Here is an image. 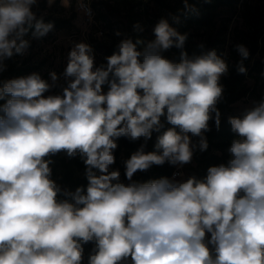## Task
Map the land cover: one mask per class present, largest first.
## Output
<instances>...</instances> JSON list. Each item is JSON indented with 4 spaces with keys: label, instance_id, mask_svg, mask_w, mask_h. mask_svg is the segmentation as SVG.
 Instances as JSON below:
<instances>
[{
    "label": "clouds",
    "instance_id": "clouds-1",
    "mask_svg": "<svg viewBox=\"0 0 264 264\" xmlns=\"http://www.w3.org/2000/svg\"><path fill=\"white\" fill-rule=\"evenodd\" d=\"M38 3L0 0V76L6 61L27 54L29 33L40 40L53 30L33 11ZM183 4L178 11H197ZM169 15L154 38L125 36L99 65L94 48L75 41L62 73L0 79V264H83L89 243L87 264H264V96L228 117V159L205 177L133 179L153 165L190 164L208 148L210 121L221 123L229 64L203 43L189 56L188 33ZM173 47L178 62L164 55ZM235 48L244 74L249 50ZM154 133L155 150L146 152ZM122 137L143 139L123 161L127 183L111 168ZM60 153L83 162L86 187L73 191L52 178L51 157Z\"/></svg>",
    "mask_w": 264,
    "mask_h": 264
},
{
    "label": "trees",
    "instance_id": "trees-1",
    "mask_svg": "<svg viewBox=\"0 0 264 264\" xmlns=\"http://www.w3.org/2000/svg\"><path fill=\"white\" fill-rule=\"evenodd\" d=\"M188 2L197 9L195 13L178 11L184 8L183 0H88L87 5L91 10L93 23L101 25L112 37L108 43L92 39L94 51L100 54L103 62H105L104 57L111 55L116 44L125 36L135 38L139 35L145 40L154 38L152 29L161 17H167L171 23L170 13L179 15L180 23L174 24L178 31L188 33L184 50L189 56L200 54L201 49L198 45L201 43L205 45V50L215 49L218 54L224 56L229 64V73L220 81L224 86L223 99L217 105L221 112L220 127L217 129L214 121H210V131L205 133L208 148L204 152L196 151L192 160L194 166L190 176L203 178L210 166L225 163L228 159L227 148L234 138L228 117L239 116L235 112L234 105L247 98L259 100L264 96V4L252 8L244 6V0H188ZM43 5L44 3L42 7H45ZM237 15L243 20L246 29L241 31L234 27L233 38L235 39V36L238 37L239 34L240 41H228L231 22ZM44 19L45 22L54 24L53 30L42 38L46 41H49L48 37H53V32L67 31L68 33L73 29L74 16L68 19L47 16ZM136 23L142 25L143 32H134L133 25ZM117 31L122 35H115ZM25 38L31 41L28 50L32 51L37 46L33 41L35 39L31 38V33ZM237 44H243L249 50V57L243 61L247 70L244 74L239 73L236 68L241 60L235 48ZM180 51L173 47L164 54L167 58L178 62ZM18 56L6 61L7 70L0 79L7 80L39 72L42 69V64L34 65L28 59L17 63L15 59ZM248 81L251 83L249 84ZM104 90L107 91V86H104ZM161 121L165 124V129L170 127L165 117H162ZM157 135L154 133L152 139L148 141L146 152L155 150ZM197 139L193 138V141ZM117 143L118 148L114 152L116 162L112 168L118 169L121 173V181L127 183L123 161L139 148L143 139L131 142L122 137ZM51 159L53 161L50 165L52 178L57 183L73 191L78 186L86 187L85 165L79 157L68 158L64 153H60L52 156ZM172 174L173 168L165 163L162 166L153 165L145 172L138 171L133 179L146 182L161 177L171 178ZM92 247L91 243L84 246L83 264H87V257Z\"/></svg>",
    "mask_w": 264,
    "mask_h": 264
},
{
    "label": "rangeland",
    "instance_id": "rangeland-1",
    "mask_svg": "<svg viewBox=\"0 0 264 264\" xmlns=\"http://www.w3.org/2000/svg\"><path fill=\"white\" fill-rule=\"evenodd\" d=\"M44 3L42 7V4ZM87 4L88 0H55V2L49 7L46 0H39L38 5L33 7V11L37 13V16H52L57 18L68 19L71 16H74V20L72 22L73 29L67 33V31L63 32H53L52 38L48 37L49 41L44 39L33 40L37 46L34 47L32 51L27 52V54L23 57H16L15 61L17 63L22 62V60H29L30 63L42 64V69L39 73L43 78L49 79V72L55 71L58 74L62 73L64 68L66 67V56L67 52L71 44L75 41H84L89 43L93 47L92 39L98 40L102 42H110L112 40L111 35L105 30L101 25L94 24L93 21L88 19L83 15V12L79 10V4ZM264 4V0H244V6H260ZM236 27L238 30H245L243 20L240 16L237 15L236 19H233L229 29L228 41H240L239 34L238 37L235 36V39L232 35L233 28ZM231 31V32H230ZM96 54V64L99 65L103 62V58L99 53ZM165 55V54H164ZM6 72V71H5ZM4 72V73H5ZM63 82V78H61L60 83ZM250 84L251 81H248ZM59 89H53L52 93L54 94L58 92ZM252 99L247 98L244 99L237 104L234 105L235 112L238 115H241L243 111L252 106ZM171 168H173V173L180 171L183 173V178H187L191 174V169L194 166L193 161L190 164L185 165L182 169H177L176 167L166 163ZM112 168V166H111ZM113 169V168H112ZM114 170V169H113ZM180 178V177H178Z\"/></svg>",
    "mask_w": 264,
    "mask_h": 264
},
{
    "label": "built area",
    "instance_id": "built-area-1",
    "mask_svg": "<svg viewBox=\"0 0 264 264\" xmlns=\"http://www.w3.org/2000/svg\"><path fill=\"white\" fill-rule=\"evenodd\" d=\"M79 10H81L83 12V15L85 17H87L89 20L92 18L91 10L89 9L87 4H85V3L79 4ZM172 175H171V177H172Z\"/></svg>",
    "mask_w": 264,
    "mask_h": 264
}]
</instances>
